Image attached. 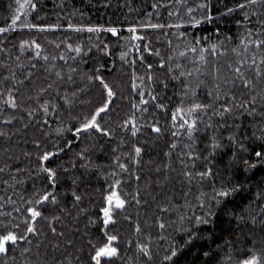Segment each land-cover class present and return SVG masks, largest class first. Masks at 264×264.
<instances>
[{"label": "snow or ice", "instance_id": "1", "mask_svg": "<svg viewBox=\"0 0 264 264\" xmlns=\"http://www.w3.org/2000/svg\"><path fill=\"white\" fill-rule=\"evenodd\" d=\"M15 2L16 14L7 27H0V35L18 28L38 33L86 32L96 34L97 40L102 32L113 36L119 33L118 28L111 26H83L69 22L63 29L59 23H32L30 18L37 9V3L33 0ZM150 7L157 14L162 9L168 17L175 16L177 22L149 21L141 24L140 28L175 29L176 40L183 44V48H180V43L173 48V41L168 39L170 54L162 56L160 51L151 47L150 39L137 34L136 26L127 29L131 35L124 39L143 43L145 51L159 58L156 68L163 71L159 74L154 72L153 64L145 63L144 55H139L146 73L137 76L133 72L130 84V88L136 90L139 103H130L129 112L123 116L122 109L118 110L115 103L118 96L123 98L124 93L118 91L122 86L106 78V65L97 59L88 71L79 66L88 63L93 49L110 55L107 44L103 48L100 43L90 46L74 44L69 42L70 37L59 43L50 41L56 49L63 45L68 53L50 57L42 55L44 49L36 39L22 40L19 51L34 50L32 60L36 63L30 62L27 66L17 63L21 69L18 74L11 64L0 62V84L10 85L0 87V98H3L0 110H22L31 121L42 122L45 128L49 127L47 119L37 120V114L58 117L54 130L39 131L41 137L49 138L54 131L57 138L64 141V145L52 142L51 148L47 143L42 146L40 140L34 141L40 163L38 175L46 176L47 186L36 188L33 184L29 197H20L23 211L11 196L0 197V209L13 205L11 212L0 210V264H17L18 259L21 264H117L118 261L120 264H181L185 250L198 239L212 240L217 228L235 233L228 243L240 252L241 258L233 262L229 256V264H264V0H242L220 13L222 18L237 11L243 14L235 22L238 27L243 26V32L237 33L236 42L226 33L221 39L219 28L215 30V40L213 36L198 37L187 31V27L197 29L201 24L213 21L212 0H154ZM152 14L147 13L149 17ZM132 47L140 53V43ZM127 56V52H121L120 60L125 61ZM19 60L17 56L16 61ZM57 60L63 61V66L58 67ZM40 61L44 62L42 67L46 73L42 74L43 79L34 71ZM135 62L129 61L133 65ZM170 87L179 89L173 91L174 104L172 97L167 95ZM21 89L24 92L18 95ZM202 91L207 100L201 97ZM22 97L26 105L23 108L18 103ZM150 105L160 113H170L171 123L167 128L160 124L156 111L150 113L152 119L151 123L148 122ZM16 119L11 115L3 123L11 125ZM28 127L29 123L23 124V129ZM165 131L173 138L163 153L166 159L145 162L147 137L154 134L158 139ZM225 132L228 133L226 136ZM68 135L73 140H89V146L76 154L81 161L79 167L85 173L95 169L104 175L107 190L100 192L98 206L81 207L85 196L79 192L80 177L70 176L71 182L66 190L58 193L56 186L61 182L60 175L68 173L69 169L63 165L45 166L46 162L64 152L65 146L72 147V142L66 138ZM0 137L11 138L4 131H0ZM112 142H116V146L111 150L118 154L114 155L113 164L105 173L104 166L93 164L92 155L104 152L105 145L111 147ZM5 153L0 174L8 177L2 181L7 192L9 188L25 183L18 179L21 172L27 173L29 179L32 177L27 169L19 166L15 167L14 174L13 165L9 163L14 155L11 149H5ZM24 155L31 154L26 152ZM223 157H227L224 171L230 178L217 183ZM145 163L154 167L149 168L142 190L140 173ZM76 167L73 163L72 168ZM153 172L155 179L151 175ZM128 180L135 181V191L124 190ZM176 183L182 189L186 186L188 192L193 188L199 191L196 200L200 215L192 218L181 215L179 220L188 219L193 227L183 229L184 235L179 239L160 235L159 239L168 240L167 247L154 250L151 243L153 225L145 220L142 227L139 213L135 221L125 213L129 206L150 207V201L142 198V192L156 202L159 213H168L169 209L175 211L172 197L166 189ZM206 183L210 187L207 192L203 191ZM188 192L184 194L185 199ZM91 203L94 205L95 201ZM13 212L17 215L13 216ZM81 215L87 221L83 229L79 226ZM121 217L132 223L135 240L124 239L119 234ZM40 223L45 227H38ZM173 223L165 222L160 216L155 217V224L161 230ZM201 226L212 234L203 237ZM145 234L146 240L139 239ZM201 252L204 257L202 264H218V250L209 248Z\"/></svg>", "mask_w": 264, "mask_h": 264}, {"label": "trees", "instance_id": "2", "mask_svg": "<svg viewBox=\"0 0 264 264\" xmlns=\"http://www.w3.org/2000/svg\"><path fill=\"white\" fill-rule=\"evenodd\" d=\"M25 0H21V3H24ZM37 3V9L31 15V22L38 24H57L59 23L63 29L67 28V24L71 22L74 25H83V26H103V27H116L119 30L117 36H113L111 33L102 32L99 34V40L96 39V34L89 33H75L72 31H58L55 33H38L35 30H28L26 28H18L17 31L9 32L3 35H0V62H7L16 69L17 73L21 72V69L17 67V63L23 64L25 66L29 63H36L35 60H32L34 55V50H28L24 53L19 51V43L22 40H31L36 39L39 42L44 51L42 55H57L62 53L68 55L65 51L64 46L61 45L60 49H56L54 44L50 41H56L59 43L61 40L70 37L69 42L71 43H84L86 46H90L94 43H100L101 48L104 44L108 45V53L103 51H97L93 49V52L90 54V59L87 64H80L79 66L84 70L88 71L90 67L95 63L97 59H100L102 63L106 65L105 76L109 80H112L114 83L121 85L122 87L118 91L124 93L123 98L118 96L116 98V105L119 109H122L121 116L129 112L130 103H139L136 90L130 88L132 81L133 72L137 76H144L146 73L145 64L141 63L139 60V55L143 54L145 57V63H152L154 68L153 71L159 72L163 70H158L156 65L159 62V58L151 55L143 48V43L141 44V51L137 53L132 47L135 44V41L129 42L126 41L125 37H130V33L127 29L131 26H136L138 28V33L140 35L146 36L152 41L151 47L154 50L161 52L162 56H167L170 54L168 52V45L166 41L171 39L173 41V48L180 42L176 40V30L175 29H165L153 30L150 28H140L141 24H146L149 21L151 23H176L177 20L175 16L168 17L166 12L162 9L160 13L157 14L151 7V3L154 0H33ZM167 2V0H164ZM242 2V0H212V15L214 17L211 23H203L197 29H192L187 27V31L193 33L196 36L209 35L213 36L215 40V30L217 28L221 31L220 38L223 39V34H228L233 37V42L238 40V32H243V26L238 27L235 23L237 19L242 18V13L237 11L236 13L227 16L221 17L220 13L225 11L227 7H233L236 3ZM17 4L15 0H0V27H7L11 22V17L16 14L15 9ZM153 13L151 17L147 13ZM21 19L24 20V16L21 14ZM167 32V36L165 35ZM91 36V40L89 39ZM180 48H183V44L180 43ZM127 52L128 56L125 61L120 60V53ZM74 55V53L72 54ZM19 56V62L16 61V57ZM135 60V64L129 63V61ZM43 61H40L37 64V69L34 70L36 75L43 79V75L46 73L43 72ZM58 67L63 66V61H55ZM71 64L72 61H69ZM115 65V67H113ZM67 69L65 68V71ZM7 75V73H4ZM43 74V75H42ZM22 78V77H21ZM77 83L80 84V79L76 77ZM140 85V81H135ZM39 83V81H37ZM175 84V82H173ZM10 86L0 84V87ZM82 86V85H81ZM142 90V86H141ZM178 91V88L170 87L167 91V95L172 97L173 104L175 103V96H173V91ZM24 92L21 89V95ZM201 97L207 100V97L204 95L203 91L201 92ZM148 99L147 95L145 96ZM3 102V98H0V103ZM167 102V101H166ZM18 103L21 104L23 108L25 105L24 98L18 100ZM172 105H169L171 108ZM2 115H0V131L9 133L11 136L10 139L5 137H0V166H3L6 159L5 149H11V153L14 155L13 161H9L13 165L12 171L15 174V167L19 166L22 169H27L28 173L31 174L32 179H29V176L25 172H21L18 175V179L24 181L25 183L16 185L15 188H9L7 192L4 191L6 187L2 181L8 179L6 175L0 174V197L11 196L13 200L17 201V206L21 207L23 211V205L20 204V197L28 198L31 191L32 185L35 184L36 188L42 186H47L46 176L44 174H39L40 163L37 161V151L34 141L40 140L42 146L44 143H47L48 148H51L52 142H58L61 145H64L63 140H59L54 131H51L49 137H41V132L39 129H44L45 131L54 130L57 127L58 117H41L40 114L36 115L37 120L47 119L48 128H45L44 124L41 122L37 124L35 121H31L30 118L21 111H14L12 109H4ZM153 111H156V115L159 118V122L162 126L170 125V113H160L155 110L151 105L149 106V115H147V120L151 123V115ZM11 115L17 117L14 120L13 124L5 125L3 120ZM139 115V113H137ZM23 117V120L20 119ZM29 123L27 129H23V124ZM247 131V128L245 129ZM14 133V134H13ZM228 133L225 132L226 136ZM258 134V133H257ZM69 141L72 142V147L68 148L65 146L64 152L60 153L58 157L50 160L45 163V166L56 167L57 165H63V167L68 168V173H61L60 180L61 182L57 184L56 191L58 193H63L68 185L70 184V176H76L81 178V183L79 184V192L84 194L85 199L81 207H95L99 205L100 201V192L107 190V185L104 180V175H101L95 169L91 170L89 173H85L84 169L80 168L79 165L81 161L76 156L82 149L86 146H89V140L82 138H77L73 140L70 135L66 137ZM141 140L145 137H140ZM149 143L146 147V154H144V161L153 160L160 162L166 158L163 156V153L168 150L169 144L172 142V137L170 134L165 131L164 135L161 138H155L154 134L147 137ZM116 146V142H112L111 147L107 144L105 145L104 152H95L92 155L93 164H99L104 166V172L109 171L108 166L113 164V157L118 153H113L111 148ZM123 150V149H122ZM30 153V156H25L24 153ZM222 160L224 163L219 165L220 167V176H218L217 183L220 180L229 179V175L224 171V164L227 162V157H223ZM124 162V161H122ZM75 163L77 167L72 168V164ZM154 167V165L144 164V167L141 169V182L140 187L143 190L145 184V177L149 175V168ZM152 178L155 179V173H151ZM136 183L133 180H128L127 185L125 186V191L132 192L135 191ZM169 195L172 197V203L175 205L176 210L173 211L169 209L168 213L161 214L156 207V202L151 200V196H144L142 192V198L148 199L150 201V207H136L129 206L126 215H131L133 221L136 220L137 213H139V221L143 227L144 221L152 226L151 228V243L152 247L155 250L159 247L161 250L167 247L168 240L159 239L160 235L171 239L175 237L179 239L181 235H184L183 229L192 228L193 224L188 222V219L180 221L179 217L181 215L186 218H192L194 215H200V210L197 207L196 197L199 196V191L196 188H193L191 192H188L187 187H181L179 183H176L174 186L169 185L166 189ZM155 191V189L153 190ZM203 191H210V187L207 186L203 188ZM188 192L187 198L185 199L184 194ZM159 199V198H158ZM95 201L93 205L91 202ZM70 206V201H69ZM13 205H7L2 211L11 212ZM147 211V217L145 212ZM155 214V215H154ZM17 214L13 212V216ZM160 216L165 222H174L171 226H166L164 230L159 229L155 224V217ZM2 219V218H0ZM68 222V221H66ZM86 218L81 215L80 217V228L83 229L84 224L86 223ZM38 227H45L43 223L37 225ZM46 230V229H45ZM119 234L124 238L136 239L133 234L132 223L126 222L123 220V217L119 220L118 225ZM212 233L205 227L201 226V235L207 237ZM235 233L229 231H222L220 228L215 229V236L212 240H207L204 238L198 239L189 249L185 250V255L181 259V264H202L204 257L202 256L201 250H208L209 248L213 251H219L218 264H229L228 257L231 256L233 262L240 257V252L234 248L228 241L233 239ZM139 239L146 240L147 234L141 236ZM243 246L241 245V250ZM132 253L129 252V255ZM17 264H21L18 259ZM117 264H120L118 261Z\"/></svg>", "mask_w": 264, "mask_h": 264}, {"label": "built area", "instance_id": "3", "mask_svg": "<svg viewBox=\"0 0 264 264\" xmlns=\"http://www.w3.org/2000/svg\"><path fill=\"white\" fill-rule=\"evenodd\" d=\"M135 43H138V42H135Z\"/></svg>", "mask_w": 264, "mask_h": 264}]
</instances>
